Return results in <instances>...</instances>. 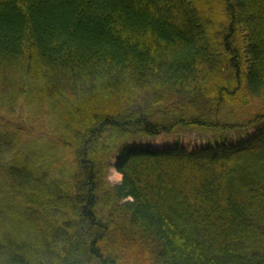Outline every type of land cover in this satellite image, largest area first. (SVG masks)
<instances>
[{
  "label": "trees",
  "instance_id": "obj_1",
  "mask_svg": "<svg viewBox=\"0 0 264 264\" xmlns=\"http://www.w3.org/2000/svg\"><path fill=\"white\" fill-rule=\"evenodd\" d=\"M0 264H264V0H0Z\"/></svg>",
  "mask_w": 264,
  "mask_h": 264
},
{
  "label": "rangeland",
  "instance_id": "obj_2",
  "mask_svg": "<svg viewBox=\"0 0 264 264\" xmlns=\"http://www.w3.org/2000/svg\"><path fill=\"white\" fill-rule=\"evenodd\" d=\"M253 132H254L253 130H250L248 132V136H251ZM246 139L247 136H242L240 139H234L228 144L236 145L239 142L245 141ZM209 145L210 143L206 140H197L193 137H188L177 142H174L172 140H139L130 143L128 147L129 148L134 147L137 149L147 148L152 150H165V149L178 148V149L186 150L188 152H194L206 148ZM117 158H119L118 154L111 159V163L114 164ZM107 180L111 185L117 184L121 181V175L118 174L116 170L112 167L108 171Z\"/></svg>",
  "mask_w": 264,
  "mask_h": 264
}]
</instances>
